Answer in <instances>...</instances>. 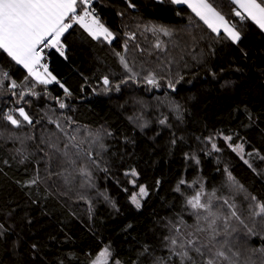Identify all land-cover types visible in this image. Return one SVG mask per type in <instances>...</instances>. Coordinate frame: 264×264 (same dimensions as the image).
Listing matches in <instances>:
<instances>
[{
  "label": "trees",
  "instance_id": "16d2710c",
  "mask_svg": "<svg viewBox=\"0 0 264 264\" xmlns=\"http://www.w3.org/2000/svg\"><path fill=\"white\" fill-rule=\"evenodd\" d=\"M132 2L134 9L127 0H100L111 43L73 24L62 37L64 56L50 54L55 83L40 84L0 50V264H93L105 247L108 264H180L170 239L180 251L190 233L207 236L196 232L207 228L205 211L187 203L197 193L229 217V232L236 229L224 236L218 219L217 241L240 251V264L264 260L251 251L264 247V218L252 216L256 201L264 203V30L236 17L230 0L209 3L241 31L239 42L213 32L187 5ZM153 24L172 35L145 30ZM149 74L159 88L144 82ZM10 109L19 126L3 118ZM69 137L65 157L57 149ZM37 171L40 181L27 185ZM141 186L148 193L137 208L130 199Z\"/></svg>",
  "mask_w": 264,
  "mask_h": 264
},
{
  "label": "snow or ice",
  "instance_id": "6c2138e0",
  "mask_svg": "<svg viewBox=\"0 0 264 264\" xmlns=\"http://www.w3.org/2000/svg\"><path fill=\"white\" fill-rule=\"evenodd\" d=\"M165 0H158V3L163 4ZM128 7L136 8V4L132 0H127ZM168 3L174 5H188L192 11L198 16L213 32L220 34L221 30L228 39L233 42H239L241 39V31H238L234 23H230L216 7H213L209 0H168ZM231 3L238 5L239 11H236L234 15L241 19H250L259 26L260 29L264 30V0H231ZM92 0H0V50L10 57L16 64L22 65L27 69L28 76L35 77V80L40 84H48L56 80V77L52 76L47 71V64H42L44 50L47 48L57 49L62 56H64L65 46L61 42V37L73 27V24L81 25L94 39L103 38L104 41L111 43L115 38L114 33L109 30L98 18L94 15L95 9L91 8ZM78 7L80 13L77 12ZM145 30L152 33H163L165 36H171L172 30L163 25H145ZM134 39V34H130ZM156 48H160L161 45L158 42L155 45ZM125 50L127 46L125 45ZM66 58V57H65ZM120 63L123 65L127 73H130L128 79H135L137 73L133 71V68L129 66L128 61L123 55L119 57ZM43 68L44 72L41 73L39 69ZM3 79H8V73H3ZM28 77H25L27 80ZM144 82L154 88H159L160 81L156 78L155 74H149L145 76ZM126 83L127 81H122ZM2 83V80H0ZM103 84L109 85L110 80L108 76L103 77ZM11 87H17L16 81H11ZM64 88L63 85H60ZM116 90H119V84L116 86ZM169 88H174L172 82H168ZM110 89H105L108 91ZM32 95L37 93L29 89ZM65 95L70 96L71 93L67 88H64ZM65 105L61 104L63 108ZM179 108V105L176 106ZM23 119L31 124L32 119L25 112L23 107L16 109ZM10 109L7 114L4 115V119L9 121L12 125L19 126L20 120L14 118L11 114ZM70 119V118H69ZM56 123L55 121H52ZM165 121H160L164 123ZM57 128L60 125L56 124ZM63 131V129H61ZM110 134V133H109ZM67 136V133H65ZM73 137H69V143L65 144L64 149L61 151L65 157L69 156L67 149L71 144ZM211 139V138H209ZM226 140H231V137H225ZM56 148V145H51ZM216 148V145H212ZM236 150L243 151V145H238ZM219 151V149H217ZM264 159V157H261ZM23 162V161H21ZM75 163V161H72ZM81 171H84L83 169ZM132 175H138L134 170ZM231 179V175L229 174ZM40 181V176L37 173L27 180V185H35ZM135 183V181H132ZM183 183V181H181ZM179 190V188L177 189ZM141 197L147 195L146 189L141 186L139 189ZM215 196V193H212ZM132 203L137 208L141 206L140 201L136 195L131 197ZM255 201V197L252 198ZM187 203L191 205L193 209H202L206 215L203 219L207 221V228L196 227L197 233H207L206 239L201 240L199 236L194 233H190L189 236L192 238L187 239L185 242L179 244L180 251H176L177 240L171 238L169 246L172 248V254L179 258L180 264H240L241 253L240 251H233L231 246H228V242L225 239L223 243L217 241V237L221 236L222 233L217 226V220L220 219L223 223V235L230 236L236 229L232 228V232H229L231 224L229 223V217H220L212 210V201L209 199L207 202H201V194L197 193L195 196L188 199ZM224 203L232 209L231 216L235 217L249 235H257L252 228H249L243 220L240 219L237 212L234 210V205H229L225 200ZM254 217L264 218V203L256 201V210L252 212ZM200 217L197 214V225H199ZM3 225L0 224V229ZM2 235V232H0ZM168 239V238H166ZM35 249L37 246L32 245ZM253 254L256 252L264 255V247L259 249H252ZM190 252H194L199 257V261L195 259ZM109 252L108 247H105L101 251L93 264H108ZM255 264V261L251 260L249 256L245 264ZM114 264H120L119 261H115ZM264 264V260L261 261Z\"/></svg>",
  "mask_w": 264,
  "mask_h": 264
},
{
  "label": "built area",
  "instance_id": "2783aa9c",
  "mask_svg": "<svg viewBox=\"0 0 264 264\" xmlns=\"http://www.w3.org/2000/svg\"><path fill=\"white\" fill-rule=\"evenodd\" d=\"M99 3H100V0H92V5H91V8H94L95 9V12H94V15H97L98 18L100 19V21L104 24V21L102 19V15H101V11L99 9ZM78 13H80V11H77ZM76 25V24H75ZM105 25V24H104ZM71 29V28H70ZM69 29V30H70ZM68 30V31H69ZM68 31L64 34L66 35L68 33ZM63 37V36H62ZM61 42H62V38H61ZM57 49L55 48H47L44 50V53H43V59L41 61L42 64H47V70H49L52 66V60H51V52L52 51H55ZM58 51V50H57ZM59 52V51H58ZM64 52H65V48H64ZM40 71L44 70L43 68L39 69Z\"/></svg>",
  "mask_w": 264,
  "mask_h": 264
},
{
  "label": "rangeland",
  "instance_id": "374dc122",
  "mask_svg": "<svg viewBox=\"0 0 264 264\" xmlns=\"http://www.w3.org/2000/svg\"><path fill=\"white\" fill-rule=\"evenodd\" d=\"M222 31V30H221ZM40 71V70H39ZM48 72H50L49 70H47ZM41 73H43L44 72V70H42V71H40ZM51 73V72H50ZM51 75L52 76H54L52 73H51ZM55 77V76H54ZM33 79H35V77H32ZM58 81V79L56 78V80L55 81H52L51 83H55V82H57ZM51 83H48V84H51ZM84 138H86V137H84ZM87 140L89 139V138H86ZM241 154H242V152H241ZM144 187V186H143ZM145 188V187H144ZM146 189V188H145ZM146 191H147V189H146ZM147 193H148V191H147ZM136 196H137V199L140 201V204H141V201L146 197V196H143V197H141L140 196V194H139V191L135 194ZM130 200H132V199H130ZM135 205V204H134ZM107 260H109V256H108V258H107Z\"/></svg>",
  "mask_w": 264,
  "mask_h": 264
},
{
  "label": "crops",
  "instance_id": "0c3cea01",
  "mask_svg": "<svg viewBox=\"0 0 264 264\" xmlns=\"http://www.w3.org/2000/svg\"><path fill=\"white\" fill-rule=\"evenodd\" d=\"M231 1V0H230ZM186 5V4H185ZM188 6V5H187ZM236 6V8L238 9V10H240L239 9V7H238V5H235ZM189 7V6H188ZM190 8V7H189ZM78 9H79V7H78ZM78 9H77V11H78ZM191 9V8H190ZM192 10V9H191ZM194 13V12H193ZM62 38V37H61ZM20 66H22V65H20ZM23 67V66H22ZM24 68V67H23ZM25 69V68H24ZM26 71H27V69H25Z\"/></svg>",
  "mask_w": 264,
  "mask_h": 264
},
{
  "label": "water",
  "instance_id": "95a60500",
  "mask_svg": "<svg viewBox=\"0 0 264 264\" xmlns=\"http://www.w3.org/2000/svg\"><path fill=\"white\" fill-rule=\"evenodd\" d=\"M236 11H239V10H235V12H236ZM238 18H239V17H238Z\"/></svg>",
  "mask_w": 264,
  "mask_h": 264
}]
</instances>
